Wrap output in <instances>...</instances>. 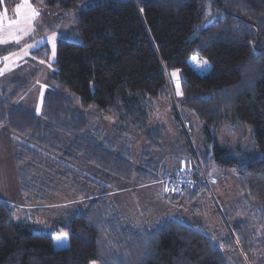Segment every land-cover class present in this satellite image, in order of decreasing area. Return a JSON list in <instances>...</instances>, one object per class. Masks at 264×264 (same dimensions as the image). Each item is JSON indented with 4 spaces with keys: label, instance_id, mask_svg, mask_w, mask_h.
<instances>
[{
    "label": "trees",
    "instance_id": "16d2710c",
    "mask_svg": "<svg viewBox=\"0 0 264 264\" xmlns=\"http://www.w3.org/2000/svg\"><path fill=\"white\" fill-rule=\"evenodd\" d=\"M79 1L45 3L69 9ZM211 14L215 17L208 22ZM78 32L82 42L58 39L50 76L56 86L44 95L42 116L15 104L26 80L0 90V124L16 142L20 191L30 192L41 178L37 173L62 167L64 176L55 180L69 184L71 164L79 157L127 182L132 175L136 184L150 182V170L133 168L127 152L116 155L111 144L97 142L99 133L86 131L83 109L144 127L147 104L171 99L168 74L177 69L183 108L202 122L217 165L238 168L242 199L264 222V0H97L81 10ZM48 51L44 45L32 55L43 59ZM193 57L205 59L210 68L198 72L190 64ZM176 99L174 117L186 123ZM228 115L251 127L259 158L239 166L217 144L216 130ZM58 134L65 136L63 142ZM55 156L60 161L49 166ZM84 191L76 197L91 196ZM106 201L99 195L86 202L85 211H71L51 220L50 229H36L32 212L17 219L18 207L0 197V264H227L223 248L236 247L247 264H258V252H264V235L258 238L246 224L235 226L234 239L220 245L180 218L140 231L123 227ZM58 234H67L66 245L53 244Z\"/></svg>",
    "mask_w": 264,
    "mask_h": 264
},
{
    "label": "rangeland",
    "instance_id": "374dc122",
    "mask_svg": "<svg viewBox=\"0 0 264 264\" xmlns=\"http://www.w3.org/2000/svg\"><path fill=\"white\" fill-rule=\"evenodd\" d=\"M95 2L97 0H81L71 8L63 9L48 6L45 0H0V90L9 91L13 88V81L20 83L26 80L27 86L15 101L17 106L43 115L44 95L56 86L50 76L54 69L58 39L65 37L82 42L78 17L86 5ZM32 9L38 13L35 17L32 16ZM214 17L211 14L208 22ZM44 45L49 49L47 58H35L32 51ZM5 57L8 59L5 60ZM190 64L200 73L210 68L208 61L207 65H203L192 58ZM168 81L171 99L154 100L147 104L144 127L133 126L91 107L83 109L88 122L86 131L89 129L92 133H99L97 142L106 148V143L111 144V150L116 155L127 152L133 168L144 172L150 170V182L136 184L133 175L127 182L105 174L103 169H97L84 157H79L71 164L69 184L55 180L57 175L64 176L61 174L66 171H63V167L48 171L45 175L37 173L41 178L36 179L26 195L19 187L13 152L17 146L13 133L8 139L1 137L4 141L0 140V154L7 156L2 157L5 161L0 159V167H3L5 174L1 177L0 173V192L3 191V195H0L18 207L16 218L22 219L32 212L36 229H50L51 220L64 218L71 211H85L86 202L104 194L106 206L113 217L123 227L133 230L150 229L162 220L180 218L185 223L200 227L214 243L220 245L234 239L233 230L239 224L248 225L258 238L263 236L264 222H261L258 213L249 210L240 194L238 168L217 165L213 142L206 137L202 122L183 108L180 70H172L168 74ZM176 96L180 105L178 110L186 123H178L172 112ZM72 97L78 105L76 97ZM64 137L58 134L61 142L65 140ZM216 140L221 148L237 158L239 166L261 156L254 144L251 127L230 115L217 128ZM57 143L60 142H53ZM13 155L16 168L11 162ZM55 157L51 159L52 162L48 160L49 166L55 160L60 161L58 156ZM63 162L67 163L65 160ZM195 176L198 177L197 181L194 180ZM82 189H85V195L91 196L77 198L76 193ZM194 193L196 197H191ZM56 236L53 244L62 247L65 243L57 240ZM259 251L257 263L264 264V252ZM223 254L227 264H247L239 247L223 248Z\"/></svg>",
    "mask_w": 264,
    "mask_h": 264
},
{
    "label": "crops",
    "instance_id": "0c3cea01",
    "mask_svg": "<svg viewBox=\"0 0 264 264\" xmlns=\"http://www.w3.org/2000/svg\"><path fill=\"white\" fill-rule=\"evenodd\" d=\"M9 131H10V129L7 127V126H0V140H1V142H2V138L1 137H6L7 139L12 135V132L10 131V133L11 134H9ZM9 136V137H8ZM13 137V136H12ZM4 141V140H3ZM2 144V143H1ZM13 145H14V143H12ZM3 145H5V144H3ZM15 146V145H14ZM14 153H15V147H14V151H13ZM3 156H7V154L5 155V154H3V155H1L0 154V159H1V161H5L2 157ZM11 162H12V165H13V168H16V166H15V160H14V155H13V157H12V159H11ZM0 173H1V177H4L5 176V174L3 173V167L1 166L0 167ZM0 194L1 195H3V191L1 190V192H0ZM0 195V197L2 198L3 196H1ZM5 200V199H4ZM56 237H64V235H61V234H58ZM61 242H63V243H65L66 244V241H67V239L65 238V239H63V240H60ZM64 244V245H65ZM63 245V246H64Z\"/></svg>",
    "mask_w": 264,
    "mask_h": 264
},
{
    "label": "snow or ice",
    "instance_id": "6c2138e0",
    "mask_svg": "<svg viewBox=\"0 0 264 264\" xmlns=\"http://www.w3.org/2000/svg\"><path fill=\"white\" fill-rule=\"evenodd\" d=\"M17 11H19V8L17 9ZM36 15H38V13L35 11V9H32V16L35 17ZM15 39L18 40V37H16ZM54 54H55V52H54V49H53V55ZM4 59L7 60L8 58L5 57ZM193 59L196 60L198 63H201L203 65H207V61L206 60L200 61L198 57H193ZM173 76H176V73H173ZM66 235L67 234H65L64 237H57V240H63V239H65L66 238Z\"/></svg>",
    "mask_w": 264,
    "mask_h": 264
}]
</instances>
